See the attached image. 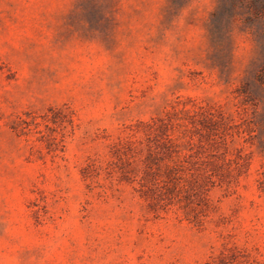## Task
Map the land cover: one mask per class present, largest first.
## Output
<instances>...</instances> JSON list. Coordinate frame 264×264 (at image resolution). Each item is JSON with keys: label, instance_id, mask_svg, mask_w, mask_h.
I'll return each mask as SVG.
<instances>
[{"label": "rangeland", "instance_id": "rangeland-1", "mask_svg": "<svg viewBox=\"0 0 264 264\" xmlns=\"http://www.w3.org/2000/svg\"><path fill=\"white\" fill-rule=\"evenodd\" d=\"M0 264H264V0H0Z\"/></svg>", "mask_w": 264, "mask_h": 264}, {"label": "trees", "instance_id": "trees-1", "mask_svg": "<svg viewBox=\"0 0 264 264\" xmlns=\"http://www.w3.org/2000/svg\"><path fill=\"white\" fill-rule=\"evenodd\" d=\"M253 2L255 1V0H252ZM252 3V2H251Z\"/></svg>", "mask_w": 264, "mask_h": 264}]
</instances>
